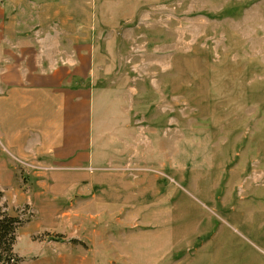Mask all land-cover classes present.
<instances>
[{
    "label": "rangeland",
    "instance_id": "rangeland-1",
    "mask_svg": "<svg viewBox=\"0 0 264 264\" xmlns=\"http://www.w3.org/2000/svg\"><path fill=\"white\" fill-rule=\"evenodd\" d=\"M57 1L52 41L89 39L109 95L92 94L89 159L24 166L0 139V214L20 221L0 264H197L207 231L248 236L264 197L235 196L264 193V0Z\"/></svg>",
    "mask_w": 264,
    "mask_h": 264
},
{
    "label": "crops",
    "instance_id": "crops-1",
    "mask_svg": "<svg viewBox=\"0 0 264 264\" xmlns=\"http://www.w3.org/2000/svg\"><path fill=\"white\" fill-rule=\"evenodd\" d=\"M68 10L57 0L45 5L0 0V139L24 166L41 169L45 160L89 159L92 94L97 90L109 95L92 83L89 39L75 43L73 37L68 47H61L60 36L52 41L54 31L61 34L58 27ZM131 108L126 109L128 115ZM136 122L131 119L126 128L139 133ZM257 180L254 177L253 182ZM249 194L264 197L253 192L235 197L256 198ZM232 197L228 194L223 204ZM247 234L229 223L207 231L197 247V264H264V216ZM206 249L207 254L199 252Z\"/></svg>",
    "mask_w": 264,
    "mask_h": 264
},
{
    "label": "trees",
    "instance_id": "trees-1",
    "mask_svg": "<svg viewBox=\"0 0 264 264\" xmlns=\"http://www.w3.org/2000/svg\"><path fill=\"white\" fill-rule=\"evenodd\" d=\"M19 225L18 218L8 216L4 212L0 214V257H12Z\"/></svg>",
    "mask_w": 264,
    "mask_h": 264
}]
</instances>
